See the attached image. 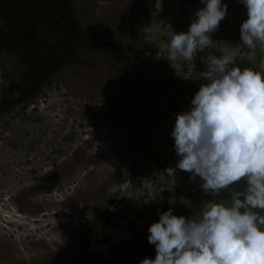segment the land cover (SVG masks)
I'll return each mask as SVG.
<instances>
[{
  "label": "rangeland",
  "instance_id": "374dc122",
  "mask_svg": "<svg viewBox=\"0 0 264 264\" xmlns=\"http://www.w3.org/2000/svg\"><path fill=\"white\" fill-rule=\"evenodd\" d=\"M67 1H70L72 12L81 4V0ZM222 3L228 6L226 16L218 30L211 34L212 46L197 52L195 68L182 60L169 61L166 49L172 32L188 30L190 18L204 6L200 0H136L131 8L138 16H133L130 21L126 17L121 24V29H125L127 57L133 63V69L128 70V83L136 94L133 117L139 118L140 110L141 117L136 123L131 117L123 119L121 127L118 124V129H111L105 138L98 139L99 149L94 152L95 156L104 158L105 151L112 146V152L113 148V160L109 157L107 165L97 166L96 161L91 160V166L88 162L83 168H71V171H88L91 168H100L101 171L96 190L85 193L100 192L94 198L90 196L89 200L94 201L86 203L82 207L85 211L81 209L79 213L82 220L95 218L96 225L88 233L87 243L76 240L75 244L68 246L69 251L63 257L71 258L72 264H139L146 257L154 259L155 246L147 240L148 227L158 221L159 212L171 208L174 215L189 218L200 213L204 200L230 202V199L222 198L221 193L217 197L205 194L199 186V178L192 181L190 173L177 169L175 176H169L166 172L168 167L174 168L179 159L170 135L175 116L189 108L194 93L204 83L198 73L206 70L208 56L232 55L235 57L234 66L244 60L264 73V49L259 46L248 49L240 41L239 27L247 18L246 8L238 0H222ZM77 44L79 40L74 42L73 60H77L75 54L79 53ZM8 53L0 51V93L9 88L8 93L12 96L18 94L12 91V86L14 80L19 79L23 67L16 64ZM73 60L57 66L47 75L54 82L50 89L43 88L47 97L42 94V98L46 101L35 111L30 109L25 111L26 115H15V111L9 113L11 108L0 103V203L18 185L29 186L30 181L35 179L34 190L39 192L40 179L45 177V171L58 168L67 156L79 148L85 134L80 110H72L66 115L62 104L69 94H75L82 86L87 87L84 74L78 71L82 67L78 60ZM13 64L15 67L11 70ZM67 78L74 86L69 83L63 93V81ZM40 83L38 79H33L29 84L16 87L40 92ZM141 94L150 98L146 111L142 105L141 108L139 106L143 101L139 99ZM7 97L10 98L9 95ZM4 112L9 113L8 117ZM124 134L129 135L128 150L120 157L125 145ZM74 155L78 160V155ZM122 169L127 172L131 183L122 195L117 194V198L111 195L110 188L111 184L125 181ZM70 175H67L69 183L66 182L63 195L67 196L71 191L84 194V188L73 182ZM70 207L73 208L72 205ZM54 208L58 209V206Z\"/></svg>",
  "mask_w": 264,
  "mask_h": 264
},
{
  "label": "clouds",
  "instance_id": "9594fccd",
  "mask_svg": "<svg viewBox=\"0 0 264 264\" xmlns=\"http://www.w3.org/2000/svg\"><path fill=\"white\" fill-rule=\"evenodd\" d=\"M247 18L239 27L240 41L248 49H264V0H238ZM186 32H172L167 59L182 60L195 68L198 51L213 44L227 13L222 0H200ZM235 65L232 55H209L201 83L186 111L176 114L170 133L174 139L175 167L201 181L205 194L217 197L232 189L230 202L204 200L198 215L186 218L171 208L159 212L148 227L147 240L155 258L139 264H264V73ZM114 171V169H113ZM110 188L124 193L131 183ZM119 198V196H117Z\"/></svg>",
  "mask_w": 264,
  "mask_h": 264
},
{
  "label": "flooded vegetation",
  "instance_id": "af4514ba",
  "mask_svg": "<svg viewBox=\"0 0 264 264\" xmlns=\"http://www.w3.org/2000/svg\"><path fill=\"white\" fill-rule=\"evenodd\" d=\"M135 1L81 0L80 5L74 6L73 13L79 40L77 44L79 53L75 54V57L77 56V63L82 67V70L78 71L79 74H84L87 87L82 86L75 94H69L63 99L62 104L66 115L72 110L79 109L83 118L85 134L74 153L78 155V160L71 154L57 166L58 168L45 171V177L40 179L39 192L34 190L37 182L35 179L30 181L29 186L18 185L19 187L14 188L9 197L3 199L0 203V264L53 263L64 255L68 251V246L75 244L76 240L84 243L83 237H87L86 230L96 221L95 218L82 220L79 213L81 209L84 210L82 207L86 206V203L94 201L89 200V197L94 198L97 192H100L99 190L90 195L85 193L87 190H90V193L91 190H96L100 168H91L88 171L86 169L71 171V168H83L88 162L91 166V160L96 161L97 166L107 165L109 157L112 158L113 148L112 152V146L105 151L104 158L95 156L94 152L99 149L98 139L105 138V134L110 133L111 129H118V124L121 127L123 119L131 117L133 123L140 120L141 110L139 118L133 117L136 110V94H133L132 85L128 83L130 78L128 70L133 69V63L127 57L125 29H121L126 17L129 21L133 19L134 10L132 11L131 7ZM126 37L129 41L128 34ZM49 73L50 71H47L38 75V82L41 81L39 87L42 88L40 92L23 88L17 91L15 85L12 91L17 92L18 97L16 94L11 96L8 93L9 88H5L6 90L0 93L2 96L0 103H5L6 107L11 108L9 113L15 111V115L23 113L26 115L25 111L30 109L35 111L46 101L42 98V94L47 97L43 88L50 89L54 82L53 79H48ZM69 83L73 85L68 78L63 81V93ZM144 96L143 94L139 96L140 100L143 99L139 106L141 108L142 105L146 111L150 103H146L145 100L148 98ZM9 113L4 112L7 117ZM92 121L93 124H89ZM124 137L125 145L120 151V157L128 150L129 135L124 134ZM70 173L73 182H78L79 187L84 188V194L80 192L75 194L71 191L69 195H63V190L67 186V175ZM68 189L71 190L70 186ZM56 206L58 209L54 208ZM44 215L50 217L45 218Z\"/></svg>",
  "mask_w": 264,
  "mask_h": 264
},
{
  "label": "trees",
  "instance_id": "16d2710c",
  "mask_svg": "<svg viewBox=\"0 0 264 264\" xmlns=\"http://www.w3.org/2000/svg\"><path fill=\"white\" fill-rule=\"evenodd\" d=\"M67 0H0V51L6 53L23 67L13 86L29 84L42 72L54 71L57 66L73 60V44L78 42L75 18ZM138 13H134V17ZM240 68H252L251 63L240 61ZM11 65V70L14 69ZM27 82V83H26ZM16 87V86H15ZM14 87V89H15ZM21 87L17 88L18 91ZM145 98V97H144ZM150 103V98L145 100ZM146 104V105H147ZM244 181L221 191V197L230 199L232 189L240 190ZM117 194L115 195V197ZM96 222L86 230L88 234Z\"/></svg>",
  "mask_w": 264,
  "mask_h": 264
},
{
  "label": "built area",
  "instance_id": "2783aa9c",
  "mask_svg": "<svg viewBox=\"0 0 264 264\" xmlns=\"http://www.w3.org/2000/svg\"><path fill=\"white\" fill-rule=\"evenodd\" d=\"M69 251V250H68ZM67 253V252H66ZM65 253V254H66ZM70 259L71 258H69V257H66V256H64L63 257V255L62 256H60L56 261H54L53 263H50V264H72V262H70Z\"/></svg>",
  "mask_w": 264,
  "mask_h": 264
}]
</instances>
